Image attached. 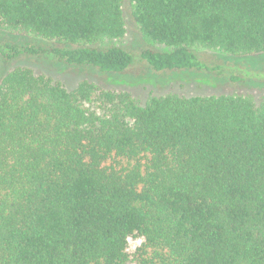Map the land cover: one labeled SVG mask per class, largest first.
<instances>
[{
    "label": "trees",
    "instance_id": "trees-1",
    "mask_svg": "<svg viewBox=\"0 0 264 264\" xmlns=\"http://www.w3.org/2000/svg\"><path fill=\"white\" fill-rule=\"evenodd\" d=\"M140 35L166 50L134 55ZM5 63L219 71L194 48L264 54V0H0ZM232 75L239 82L250 75ZM130 238L143 239L132 260ZM264 264V98L150 97L28 67L0 81V264Z\"/></svg>",
    "mask_w": 264,
    "mask_h": 264
},
{
    "label": "rangeland",
    "instance_id": "rangeland-1",
    "mask_svg": "<svg viewBox=\"0 0 264 264\" xmlns=\"http://www.w3.org/2000/svg\"><path fill=\"white\" fill-rule=\"evenodd\" d=\"M123 16L126 27L125 37L121 41H114L110 45L123 48L127 52L139 55L142 51L166 50L145 40L139 33L131 8L127 1L123 5ZM23 45L50 44L31 36L12 35L0 30V46L4 44ZM199 60L212 68L220 66L217 71L173 70L156 72L144 62L136 63L122 73H101L91 67H74L59 62L52 57L22 56L5 63L0 54V81L3 76L15 67L31 68L36 74H44L54 82H59L68 91L77 87L80 82L88 81L101 88L113 92L124 91L130 93L140 104H145L150 97L177 95L180 97H209L233 95L249 97L254 101L264 98V54L251 57H230L216 51L203 48H194ZM249 72L239 82H232V75L242 77L240 72ZM136 241V246H132ZM143 239L130 238L127 252L130 259L134 257L137 249L142 245ZM128 264H134L133 262Z\"/></svg>",
    "mask_w": 264,
    "mask_h": 264
},
{
    "label": "clouds",
    "instance_id": "clouds-1",
    "mask_svg": "<svg viewBox=\"0 0 264 264\" xmlns=\"http://www.w3.org/2000/svg\"><path fill=\"white\" fill-rule=\"evenodd\" d=\"M132 246H133V247L136 246V241H132Z\"/></svg>",
    "mask_w": 264,
    "mask_h": 264
}]
</instances>
